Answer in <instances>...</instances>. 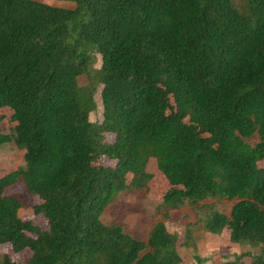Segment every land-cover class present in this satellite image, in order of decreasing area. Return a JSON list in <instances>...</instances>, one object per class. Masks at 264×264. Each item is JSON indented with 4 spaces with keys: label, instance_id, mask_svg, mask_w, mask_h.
<instances>
[{
    "label": "trees",
    "instance_id": "1",
    "mask_svg": "<svg viewBox=\"0 0 264 264\" xmlns=\"http://www.w3.org/2000/svg\"><path fill=\"white\" fill-rule=\"evenodd\" d=\"M62 1L76 8L0 0V109L15 124L0 151L23 156L15 171L0 165V246L17 255L0 264H183L163 221L146 242L101 222L120 194H147L151 160L172 187L166 218L187 204L204 211L205 232L229 230L264 264V0ZM19 181L47 229L5 195ZM208 199L235 203L225 216Z\"/></svg>",
    "mask_w": 264,
    "mask_h": 264
},
{
    "label": "rangeland",
    "instance_id": "2",
    "mask_svg": "<svg viewBox=\"0 0 264 264\" xmlns=\"http://www.w3.org/2000/svg\"><path fill=\"white\" fill-rule=\"evenodd\" d=\"M236 2L242 0H235ZM49 6L74 10L76 4L62 0H43ZM101 67V56L96 55L95 69ZM79 86L88 84L86 76L78 79ZM102 86H98L94 100L96 103L95 110L89 115L92 123L99 124L102 122L103 106L100 93ZM12 112L9 109H0V132L9 134V128L14 127L11 122ZM258 142L257 137L248 140L250 145ZM3 164L4 172L9 173L23 166V156L18 150L2 155L0 151V165ZM112 166L111 164H109ZM259 167L264 168V161L259 163ZM147 171L154 175L148 185V192L145 191H125L120 194L104 211L101 222L104 225H118L124 233L133 239L146 242L152 227L163 221L171 233L178 236L177 250L183 260V264H195V257L207 259L205 264H225L241 257V264H252L254 259L260 254V249L251 247L248 244L235 245L229 241V230L225 229L221 235L216 236L204 231L203 225L199 222L204 211H198L191 205H185L177 210H168V217L164 216L165 210L160 208L163 196L172 188L163 175L159 174L156 169V163L151 160L148 164ZM0 171V177L4 174ZM6 196H16L22 202L20 216L23 220H28L33 225L42 229H47V223L42 216H36L33 212L34 205L38 204L37 197L31 196L22 181L10 186L5 191ZM235 201L227 199H208L203 202L211 206L213 210L229 216ZM208 208V207H207ZM4 254H8L16 259L17 255L11 252L9 246H0V259ZM31 255L26 251L20 258L26 259ZM19 256V255H18Z\"/></svg>",
    "mask_w": 264,
    "mask_h": 264
}]
</instances>
